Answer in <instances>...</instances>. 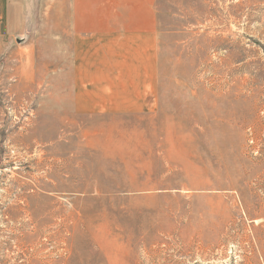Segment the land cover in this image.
I'll list each match as a JSON object with an SVG mask.
<instances>
[{
  "label": "rangeland",
  "instance_id": "rangeland-1",
  "mask_svg": "<svg viewBox=\"0 0 264 264\" xmlns=\"http://www.w3.org/2000/svg\"><path fill=\"white\" fill-rule=\"evenodd\" d=\"M13 2L0 264H264V0H159L148 40Z\"/></svg>",
  "mask_w": 264,
  "mask_h": 264
},
{
  "label": "crops",
  "instance_id": "crops-1",
  "mask_svg": "<svg viewBox=\"0 0 264 264\" xmlns=\"http://www.w3.org/2000/svg\"><path fill=\"white\" fill-rule=\"evenodd\" d=\"M159 0H69V29L74 32H91L98 36L121 39L124 37L148 40L159 25ZM64 7L66 0H63ZM62 5V0H59ZM13 0H0V30L3 22L14 20ZM11 21V22H14ZM141 45H151L142 42Z\"/></svg>",
  "mask_w": 264,
  "mask_h": 264
}]
</instances>
